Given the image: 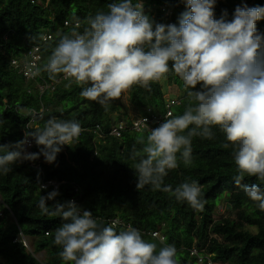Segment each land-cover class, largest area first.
<instances>
[{
  "label": "trees",
  "instance_id": "1",
  "mask_svg": "<svg viewBox=\"0 0 264 264\" xmlns=\"http://www.w3.org/2000/svg\"><path fill=\"white\" fill-rule=\"evenodd\" d=\"M114 2L117 0H50L44 6L32 0H0V145H15L23 140L29 118L22 111L39 107L34 86L51 79L45 67L62 37H72L73 32L83 34L89 27L88 17L107 13L108 5ZM163 3L168 4L173 24L178 25L181 13L187 10L185 0H143L145 14L155 23L169 25L160 8ZM244 5L264 7V0H216L215 18L227 12L231 20L235 9ZM65 21L72 25L65 26ZM74 22L79 26H73ZM256 27L264 34V19ZM46 32L52 39L43 43ZM32 46H40L42 59L37 65L38 74L26 81L11 67L10 60L13 57L28 60L27 51ZM88 86L66 79L41 98L50 110L38 128L42 129L48 119L55 117L76 121L84 129L70 146L63 147L55 163L43 159L36 161L39 167H34L31 161H17L11 172H0V264H71L60 256L62 246L53 243L55 230L65 221L59 215L43 213L38 207L42 195L54 190L43 189V179L63 182L57 198L48 201L49 213L55 211L53 205L75 199L82 210L92 212L99 228L112 226L111 219L119 218L139 230L147 242L155 243L157 253L165 246L148 233L160 231L167 243L176 247L177 264H196L190 256L193 246L212 254L215 264H264V211L242 187L235 185L234 147L218 127H212L211 139L192 138L191 163L186 166L178 154V167L168 171L162 185H170L174 191L183 183L197 182L204 202L202 209H193L186 201H178L151 185L137 190L134 166L140 158L132 159L133 147L141 150L144 145L137 143L138 137L146 142L151 129L184 113L190 100L189 90L181 79L170 71L149 88L136 85L127 90L137 116L156 117L162 122L150 123L151 128L146 126L141 131L134 129V118L121 111V98L108 102L106 107L84 99L81 92ZM168 89L174 96H181V103L171 109L172 117H166L164 96ZM201 90L202 85L193 89ZM119 125L124 127L121 135H110L112 128ZM96 127L102 136L89 131ZM225 143H229L228 148H224ZM40 151L39 146L34 150ZM243 183L257 184L264 190V181L256 177L245 176ZM221 203L225 204L227 215L217 218ZM114 229L117 233L125 230ZM46 232L51 235H45Z\"/></svg>",
  "mask_w": 264,
  "mask_h": 264
},
{
  "label": "clouds",
  "instance_id": "2",
  "mask_svg": "<svg viewBox=\"0 0 264 264\" xmlns=\"http://www.w3.org/2000/svg\"><path fill=\"white\" fill-rule=\"evenodd\" d=\"M185 2L187 10L181 13L178 25L155 23L145 14L143 0L136 3L117 0L108 5L107 13L98 12L88 17L89 27L83 34L73 32L72 37L63 36L45 67L51 79L34 86L39 95V107L22 111L29 118L23 129V140L15 145H0V152L4 153L0 155V172H11V166L17 161H31L34 167H39L36 161L43 159L53 164L63 147L70 146L81 136L78 122L55 117L48 119L42 129L38 128L50 110L41 98L46 92L54 91L61 81L71 79L77 85H89L81 96L106 107L133 86L149 88L171 71L189 90L190 103L182 115L172 117L171 109L181 103V96L165 92L167 112L171 110L166 117L172 118L151 129L146 142L143 137L137 138V143L144 145L141 150L133 147L132 159L140 158L134 166L137 190L151 185L155 190L170 193L178 201H186L193 209H202L204 202L200 199L201 187L197 182L183 183L174 191L170 185H162L168 171L178 167V154L186 166L191 163L192 138L211 139V129L216 126L234 147L235 185L242 187L264 211V190L257 184L243 183L245 176L264 181V34L256 27L257 22L264 19V7H237L229 20L227 12L215 18L216 0ZM25 61L13 57L10 65L30 81L32 79H27L18 65ZM50 82L54 85L41 91L40 86ZM197 85H202L201 91H193ZM42 106L44 116L30 127L29 112ZM143 117L137 116L134 121ZM31 141L36 144L29 153L26 148L31 146ZM37 146L41 148L40 153L34 152ZM223 146L228 148L229 143ZM58 195V190L42 195L38 207L43 213L59 215L65 221L55 230L53 241L62 246L60 256L64 261L71 264H177V249L169 245L167 239L163 244L156 238L165 246L157 253V245L147 242L140 231L131 226L119 233L112 226L99 228L92 212L82 210L75 201L57 203L52 206L55 211L49 213L48 201H54ZM148 234L152 236V232Z\"/></svg>",
  "mask_w": 264,
  "mask_h": 264
},
{
  "label": "built area",
  "instance_id": "3",
  "mask_svg": "<svg viewBox=\"0 0 264 264\" xmlns=\"http://www.w3.org/2000/svg\"><path fill=\"white\" fill-rule=\"evenodd\" d=\"M49 1L50 0H32V3H38V4L44 3L45 5H47ZM160 8H161V11L163 12V17L168 22V24H173V19H172L173 13H172V10L169 8L168 4L163 3L160 6ZM71 25L72 24L70 21H65V26H71ZM73 26L78 27L79 23L74 22ZM51 39H52L51 34L45 33L43 35L42 41H43V43H47ZM27 58H28L27 61L23 62L22 64H18V65L20 67V71L26 76V78L33 80L35 78V75L37 74L38 61L41 58L40 46H32L31 49L27 53ZM14 63L16 64V62H14ZM60 77L64 78L63 74H61ZM52 85H54V82L45 83L44 85L40 86V89H41V91H44L46 88H48ZM171 103L173 104L174 102H171ZM169 113H171V110H168L167 116H169L168 115ZM29 114H30V122L28 125L31 127L33 125H36L37 121L44 116L45 108L42 106L38 110H32L31 112H29ZM144 120H146L147 122H145ZM150 123L158 124V123H162V122H160L156 117L149 119L146 116V117H143L142 119L135 120L133 127L135 130L141 131L142 129L146 128V126H148V128H151V126L149 125ZM28 130L29 129L27 128V131ZM123 130H124V127L122 125H119L117 127L112 128L110 135H112V136L114 135L116 137H119ZM83 131H84V129H82V132ZM89 131L93 132L94 134L102 136V134L99 132V127H96L95 129H90ZM30 144H31V146L27 147L26 150H27V152L32 153L31 149L35 146L36 143H35V141H31ZM60 185H61V182H58L57 180H54V179H49V180L43 179V181L41 183V187L43 189H46L48 187H53L54 190H58ZM71 201H75V203L77 205L79 204L77 202V200H75V199H71ZM0 216H2L1 212H0ZM111 225L113 227H123L126 230L130 226L129 224H125L121 219L111 220ZM152 237L159 239V241L163 244L165 243V240H166L165 236L162 235L161 233L157 232V231L152 232ZM24 243L26 245V241H24ZM26 246L28 247V245H26ZM190 256L196 260V264H214L212 256L210 254H208L206 252V250L203 248H198V247L194 246L190 250Z\"/></svg>",
  "mask_w": 264,
  "mask_h": 264
},
{
  "label": "rangeland",
  "instance_id": "4",
  "mask_svg": "<svg viewBox=\"0 0 264 264\" xmlns=\"http://www.w3.org/2000/svg\"><path fill=\"white\" fill-rule=\"evenodd\" d=\"M44 6H46V5L44 4ZM168 91L171 94L173 93L171 89H168ZM176 96L178 97V94H176ZM121 104H122L121 111L123 113H127L130 116V118H136L137 117L136 112L133 110V108H132V106L130 104L128 91H126L125 93L122 94V96H121ZM0 203H1V198H0ZM217 209H218V212H217L218 217L217 218L227 215V211L225 209V204L224 203H221L218 206ZM26 245H28V247H29V242L26 241ZM39 256H42V254H40Z\"/></svg>",
  "mask_w": 264,
  "mask_h": 264
}]
</instances>
